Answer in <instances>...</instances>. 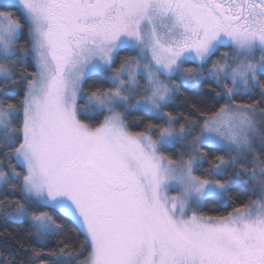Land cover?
Here are the masks:
<instances>
[{
  "label": "snow or ice",
  "instance_id": "6c2138e0",
  "mask_svg": "<svg viewBox=\"0 0 264 264\" xmlns=\"http://www.w3.org/2000/svg\"><path fill=\"white\" fill-rule=\"evenodd\" d=\"M25 27L30 48L18 43ZM124 48L136 55L114 67ZM29 59L37 70L17 73ZM91 74L108 86L86 92ZM262 77L264 0H0V169L23 168L0 170V189L23 195L0 210L29 221L41 242L64 225L38 208L83 233L75 251L48 254L53 264L84 250L79 264H264ZM205 78L219 108L195 118L167 111L177 80ZM21 86L22 99H8ZM257 92L255 103L234 99ZM132 111L152 119L131 131ZM92 115L103 119L82 118ZM177 146L175 159L165 154ZM205 147L226 155L208 159ZM250 155L252 170L237 169ZM241 174L258 199L221 216L196 211L211 197L229 202ZM41 256L33 249L19 264H47ZM0 264L17 259L0 255Z\"/></svg>",
  "mask_w": 264,
  "mask_h": 264
},
{
  "label": "trees",
  "instance_id": "16d2710c",
  "mask_svg": "<svg viewBox=\"0 0 264 264\" xmlns=\"http://www.w3.org/2000/svg\"><path fill=\"white\" fill-rule=\"evenodd\" d=\"M21 23H25L23 19H21ZM29 36L27 32V28L25 27L24 31L21 33L19 39V45L22 47H31L29 42ZM228 51L227 48H221L220 52ZM135 52L124 48L121 49L116 57V64L114 67L119 66V62L123 57L126 56H134ZM219 56L217 53L213 59H216ZM193 64L191 62H187L184 67H192ZM36 64L34 59H29L24 62L23 67L18 65L15 69L17 73L21 71H26L27 73L35 72ZM175 79V78H174ZM264 79V77H262ZM26 83V82H25ZM178 84V92L173 97L172 102L168 105L167 111L172 112L174 115L184 117V116H198L199 112H210L219 108L220 104L225 101L219 100L218 102L213 99L215 92L212 89L215 88L214 82L210 78H205L201 83H192L182 84L177 80ZM107 87L108 85L104 83L102 79H99L95 74H91L89 78L86 79L84 83L85 91L94 90L96 87ZM218 90V89H217ZM19 95L8 97V99L13 102H17L22 99L23 96V86L17 89ZM234 99L238 103H255L260 99L259 93H255L252 96L248 95H237ZM83 104V100L80 101ZM85 120H88L90 123L95 125L100 120L103 119V115L100 116H83ZM126 121L128 122L129 129L131 131H140L144 128V126L151 120L152 118L140 111H132L127 113L125 116ZM158 122V121H153ZM178 126V125H177ZM259 139V138H258ZM260 141L257 142L256 152L260 156H264V152L260 151L259 144ZM180 146H177L175 149H169L166 151V155H169L171 158L175 159L180 152H182ZM209 153L208 159H212L217 155H226V150L220 149L219 147H205L204 149ZM252 159L253 156L250 155L248 157V161H240L237 164V169L243 164L248 168L249 171L252 170ZM11 164L16 167L17 171H23V168L20 167L16 162L6 161L5 167L0 170H6L7 165ZM208 164L205 163L197 172L198 175H202L203 169L207 168ZM236 169H230V172H234ZM259 169H257V173ZM219 178V177H217ZM248 177L241 174L238 177L234 178L233 184L230 186L226 196L230 198L229 202L225 203L224 201L217 200L215 197L208 198L204 201L203 205L196 209L199 214H203L206 216H221L226 215L228 212L232 211L233 208L237 207L240 204H246L250 200L258 199L259 196V187L253 183H246ZM8 200H21L23 199V195L17 187L15 190L8 189L2 190L0 189V201L4 199ZM37 211H49L51 215L57 220L58 223L64 225L63 229L57 232L55 235L51 237H46L44 240L38 241L37 237L34 235V230L30 227V222L25 220L23 222L14 221L11 218L6 219L3 215L2 210H0V255L6 257L15 256L17 259V264L21 258H26V256L33 250H37L42 252L41 259H44L47 264H53L48 257V254L53 251H59L64 244H68L70 248L75 251L80 247V242L83 240V233L79 231L76 227H74L71 221L67 220L63 215L59 212H52L47 208H38ZM87 256V250L83 251L82 256H78L72 264H79L80 261ZM37 264L39 262L37 261Z\"/></svg>",
  "mask_w": 264,
  "mask_h": 264
},
{
  "label": "rangeland",
  "instance_id": "374dc122",
  "mask_svg": "<svg viewBox=\"0 0 264 264\" xmlns=\"http://www.w3.org/2000/svg\"><path fill=\"white\" fill-rule=\"evenodd\" d=\"M258 140H259V139H257V142H258ZM258 145H259V144H258ZM180 150H181V151H184L183 148H181ZM174 194H175V191H170V192H169V195H174Z\"/></svg>",
  "mask_w": 264,
  "mask_h": 264
}]
</instances>
